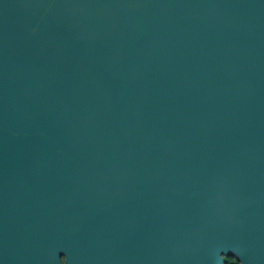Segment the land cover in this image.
I'll use <instances>...</instances> for the list:
<instances>
[{
    "label": "water",
    "instance_id": "water-1",
    "mask_svg": "<svg viewBox=\"0 0 264 264\" xmlns=\"http://www.w3.org/2000/svg\"><path fill=\"white\" fill-rule=\"evenodd\" d=\"M264 264V0H0V264Z\"/></svg>",
    "mask_w": 264,
    "mask_h": 264
},
{
    "label": "trees",
    "instance_id": "trees-1",
    "mask_svg": "<svg viewBox=\"0 0 264 264\" xmlns=\"http://www.w3.org/2000/svg\"><path fill=\"white\" fill-rule=\"evenodd\" d=\"M236 259L234 257H226L225 258V262L227 264H231L233 261H235Z\"/></svg>",
    "mask_w": 264,
    "mask_h": 264
},
{
    "label": "flooded vegetation",
    "instance_id": "flooded-vegetation-1",
    "mask_svg": "<svg viewBox=\"0 0 264 264\" xmlns=\"http://www.w3.org/2000/svg\"><path fill=\"white\" fill-rule=\"evenodd\" d=\"M225 264H227V263L225 262ZM231 264H238V262H237V260H235Z\"/></svg>",
    "mask_w": 264,
    "mask_h": 264
}]
</instances>
